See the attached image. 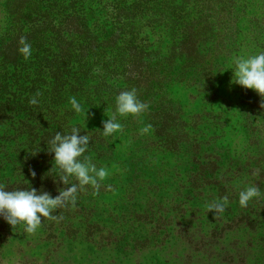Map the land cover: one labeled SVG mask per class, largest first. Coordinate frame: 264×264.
<instances>
[{
    "label": "trees",
    "instance_id": "obj_1",
    "mask_svg": "<svg viewBox=\"0 0 264 264\" xmlns=\"http://www.w3.org/2000/svg\"><path fill=\"white\" fill-rule=\"evenodd\" d=\"M14 3L29 10L18 39L26 37L32 55L28 59L11 56L15 40L0 50L1 65L5 63L0 72V184L9 190L31 186L53 197L58 195L57 190L65 186L54 180L50 171L52 155L46 146L56 132L74 126L81 128L80 135L90 137L85 155L92 163L107 172L113 165H119L123 174H127L131 165L127 154H119L112 138L99 131L103 126L96 128V121L111 115L115 97L127 90L134 70L155 76L157 68L152 62L171 54L169 50L163 53L158 49L162 42L174 47L187 41L191 36L190 22L181 34L177 27L185 24V16L196 2L15 0ZM163 30L166 35L161 33ZM33 97L38 100L36 105L29 103ZM71 97L81 103L80 114L71 110ZM204 162L217 170V161ZM256 170L257 183L250 186L263 188L264 168L260 161L244 170L240 183L255 175ZM31 171H35V177ZM208 178L214 180L213 173ZM215 180H221L220 173ZM224 183L229 184V179ZM103 187L101 181L98 186L78 188L75 204L56 209L55 220L42 218L36 232L45 237L43 243L54 249L52 257L67 240L91 243L101 238L100 244L107 243L114 251L122 250L130 259L136 250L147 251L150 245L153 252L158 247L153 264H186L196 259L227 264L223 257L229 259V264H264V201H249L246 207H241L238 198L224 191L223 196L229 198L223 199L224 208H231L232 203L239 205L234 215L225 213L221 220L209 218L200 224L190 221L186 227L175 228V202L165 200L138 211V220L137 216L132 218L124 213L119 220H108L100 227L93 221L95 207L88 203L109 193L103 192ZM101 203L104 205L105 201ZM188 203L185 201L180 207ZM125 220L132 224L142 220L150 227L147 233H143L142 225L124 230ZM0 221L3 234L9 225L3 219ZM104 232L106 238L102 239L99 235ZM168 254L172 256L170 259ZM52 257H47L48 264L54 260Z\"/></svg>",
    "mask_w": 264,
    "mask_h": 264
},
{
    "label": "rangeland",
    "instance_id": "obj_2",
    "mask_svg": "<svg viewBox=\"0 0 264 264\" xmlns=\"http://www.w3.org/2000/svg\"><path fill=\"white\" fill-rule=\"evenodd\" d=\"M193 1L196 5L186 14L185 24L177 27L181 34L190 22L187 41L174 47L166 42L158 46L171 54L152 62L157 68L155 76L139 70L130 74L127 90L135 89L147 107L138 116L119 118L122 129L110 136L115 149L120 155L126 153L131 165L127 174L113 165L103 180V192L109 193L88 203L95 207L92 217L100 227L124 213L138 220V211L165 200L175 202V228L186 227L190 221L221 220L225 213L235 214L239 205L232 203L234 199L231 208L222 212H209L207 205L228 201L224 191L236 199L241 190L257 183L258 170L239 181L253 162L260 161L264 168V99L232 83L229 70L232 57L264 51V0ZM14 2L0 0V50L15 40L11 56L18 57V33L29 10ZM161 33L166 35V30ZM4 64L0 62V72ZM104 119L96 121V128L103 126ZM211 159L218 162L217 170L204 162ZM210 173L214 180L208 178ZM217 173L220 181L215 180ZM226 179L229 184L224 183ZM258 189L260 195L250 202L264 201V186ZM185 201L189 203L180 207ZM137 220L134 224L125 220L124 230L142 225L147 233L150 225ZM2 229L0 221V264H48L46 259L53 256L54 249L43 243L44 236L23 231L21 225H9L3 234ZM106 234L99 237L104 239ZM100 240H67L64 246L58 245L49 264H153L159 250L151 252L149 245L147 251L136 250L130 259L128 253L114 251ZM222 259L229 264L228 258ZM186 264L213 263L196 259Z\"/></svg>",
    "mask_w": 264,
    "mask_h": 264
},
{
    "label": "clouds",
    "instance_id": "obj_3",
    "mask_svg": "<svg viewBox=\"0 0 264 264\" xmlns=\"http://www.w3.org/2000/svg\"><path fill=\"white\" fill-rule=\"evenodd\" d=\"M18 53L28 59L32 55V46L26 37L18 41ZM229 70L232 73V83L243 89H249L264 99V51L242 54L231 58ZM30 104L36 105L38 100L33 97ZM74 113L82 112V105L76 97L69 99ZM147 105L141 102L135 89L121 91L114 99V110L103 120V128L99 130L103 136L110 137L122 129L119 118L138 116ZM81 128L74 126L65 132H56L47 143V152L52 155V168L55 177L65 187L57 190L58 195L52 196L44 190L31 186L12 188L9 190L0 184V219L15 227L23 225L28 233H35L42 224V218L55 220L54 211L58 208L75 204L78 188L98 186L108 175L107 169L97 167L85 155L90 144L88 134L80 135ZM39 152V151H38ZM35 177V171L30 173ZM75 181V182H74ZM260 195L255 186H248L238 194L241 207H246L250 200ZM208 211H223L224 202L215 201L207 205Z\"/></svg>",
    "mask_w": 264,
    "mask_h": 264
}]
</instances>
